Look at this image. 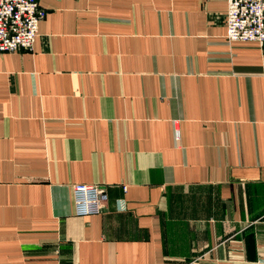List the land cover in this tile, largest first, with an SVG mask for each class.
I'll return each mask as SVG.
<instances>
[{"label": "crops", "instance_id": "crops-1", "mask_svg": "<svg viewBox=\"0 0 264 264\" xmlns=\"http://www.w3.org/2000/svg\"><path fill=\"white\" fill-rule=\"evenodd\" d=\"M39 4L0 54V264H264V45L227 0Z\"/></svg>", "mask_w": 264, "mask_h": 264}, {"label": "built area", "instance_id": "built-area-1", "mask_svg": "<svg viewBox=\"0 0 264 264\" xmlns=\"http://www.w3.org/2000/svg\"><path fill=\"white\" fill-rule=\"evenodd\" d=\"M227 4V40L264 45V0H227ZM46 16L39 0H0V54L32 51ZM176 137L179 139V131ZM73 196L79 217L101 214L108 201V195L96 185H74Z\"/></svg>", "mask_w": 264, "mask_h": 264}]
</instances>
